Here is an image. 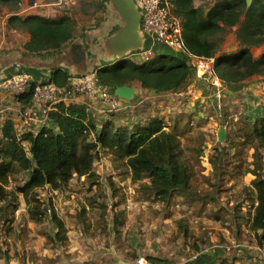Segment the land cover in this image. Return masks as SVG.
I'll return each mask as SVG.
<instances>
[{"label": "rangeland", "instance_id": "374dc122", "mask_svg": "<svg viewBox=\"0 0 264 264\" xmlns=\"http://www.w3.org/2000/svg\"><path fill=\"white\" fill-rule=\"evenodd\" d=\"M110 1L38 0L37 8L51 17L71 15L76 24L75 40H80L81 34L106 16L105 3ZM214 2L195 0V5L207 10ZM22 6L0 0V24ZM238 27L219 34V53L240 46ZM101 48L108 53L102 44ZM252 51L259 56L264 43L253 46ZM98 66L96 63L95 69ZM169 94L161 97L165 103L157 105L156 113L149 109L146 113H160L167 129L175 126L169 120L176 121L181 157L192 171V188L163 202L147 187L148 178L134 181L124 161L100 149L95 175L70 181L80 189L70 184L59 192L50 186L39 189L42 200L46 204L51 200L68 226V239L62 243L48 236L56 231L49 215L40 223L31 219L25 198L17 190L27 173L17 174L0 190V264H118L124 259L133 263L140 254L153 264H182L204 248L229 242L225 232L240 239L253 237L250 217L255 191L249 178L255 175L248 170L264 164V147L259 146L255 157V148L244 141L243 134L248 128L247 116L264 114V74L232 83L192 71L185 86ZM108 112L119 123L121 119L132 123L135 113L127 109ZM95 249L100 251L87 252Z\"/></svg>", "mask_w": 264, "mask_h": 264}, {"label": "trees", "instance_id": "16d2710c", "mask_svg": "<svg viewBox=\"0 0 264 264\" xmlns=\"http://www.w3.org/2000/svg\"><path fill=\"white\" fill-rule=\"evenodd\" d=\"M172 11L182 20L188 49L215 57V69L221 80L237 83L264 74V52L256 57L252 51L253 46L264 43V0H253L250 5L247 0H215L207 10L196 6L195 0H173ZM9 24L30 32L25 48L31 53L60 50L75 38V20L68 14L57 17L12 14ZM235 25H239L240 46L232 52L219 53V34ZM192 71L188 59L162 46L143 62L123 57L113 65L98 68L97 75L111 89L138 81L144 88L165 92L183 88ZM68 77L59 68L54 71L52 81L65 86ZM33 90L34 87L17 97L28 104ZM48 116L53 125H44L38 132L18 131L12 119L5 120L0 136V190L13 176L27 173L17 190L23 194L33 221L43 222L45 215H49L56 229L54 234L48 233L52 241L65 242L68 227L52 201L46 204L42 200L39 189L50 186L63 190L76 175L93 177L100 149L110 152L115 160L124 161L134 181L148 178L147 187L163 202L192 188V171L181 157L177 125L167 129L160 116H149L133 126L118 125L113 120L99 126L86 103L64 100L57 102ZM247 120L244 141L255 148L254 156L258 157L259 146L264 147V114L247 116ZM248 171L255 175L251 180L255 196L250 228L255 231L257 242L264 245V164L257 163L255 169Z\"/></svg>", "mask_w": 264, "mask_h": 264}, {"label": "crops", "instance_id": "0c3cea01", "mask_svg": "<svg viewBox=\"0 0 264 264\" xmlns=\"http://www.w3.org/2000/svg\"><path fill=\"white\" fill-rule=\"evenodd\" d=\"M1 1H12L23 6L19 8L20 11L9 14L7 21H3V23L0 24V82L18 71H25L31 73L39 82L54 83L52 81V77L56 69L61 68L69 75L97 72L98 68L95 69L94 67L96 63L97 65H100L98 66L100 68L102 66L113 65L119 59H121L117 58L116 56H111L109 52L104 54V51L101 48V44L104 46L105 40L123 25V18L120 16L118 10L113 6L112 0L109 2V4L105 3V6L107 5L106 16H104L103 19L98 20L97 25L93 24L91 26L92 29L89 30L88 33H85L84 35L81 34L80 40H75V33V38L62 49L57 51H48L42 54L31 53L25 48V43L30 39V32H28L25 28L10 25L9 18L12 14H18L21 16H26L28 14H41L51 17L49 13H45L37 8L39 6L38 0ZM146 40L147 39H144L145 46L143 45V47L150 46V42H147ZM162 46L168 47L164 44L156 43L153 46V50L157 48L159 49ZM142 48L129 52L125 57L131 58L137 62L145 61L147 58L137 54ZM168 48L175 55L182 58H187V55L184 51L177 48ZM130 86L133 88V96L130 98V100H127V103L132 105L137 101L142 102L140 106L134 111L135 113L132 114V123L126 122L124 119H121L122 123H119L118 118L112 116L111 113L108 112L112 110L109 109L108 105L100 99L99 95L92 97L68 93L66 94L65 98L66 102L86 103L89 106V109L92 111L99 126H101L107 120H113L118 125L133 126L136 123L144 122L149 117L147 115L149 112L146 113V109H149V111H154L155 113L157 112V105L161 107L165 103V100L161 98L162 96H166L169 93L172 95V93L177 92H158L156 90L144 88L138 81H134ZM30 103L25 104L17 96H14V94L0 88V136L2 134V126L5 120L8 118L14 121L15 127L21 132H38L44 125H53L52 121L49 119V116H44L43 114H40L33 120L27 119L24 115V111L30 107ZM153 115H159L161 118H163L160 113ZM98 117L102 119H100L101 122L97 120ZM163 119L165 121V118ZM168 123L170 125H176V121L174 119L169 120ZM75 177L77 180L86 178L85 175H76ZM246 179H248V177ZM249 179L250 184L253 178ZM70 185L73 189L81 188V186H77L78 184L73 185L71 183ZM50 189L54 192L62 191L53 189L52 187H50ZM66 202H69V200H66ZM70 209L72 210L73 208ZM224 235L226 236L227 240H230L229 242L238 241L243 243V246L240 248V251L237 255L225 254L222 249L215 248L213 247L214 245H211L198 258L192 259L191 257L182 264H264V245H260L257 242L255 232H253V237L250 238L249 236L250 239H240L232 234L230 235L228 232H225ZM83 245L85 244L82 243V246ZM98 246L99 244H95L94 247ZM141 250L144 251V249ZM99 251L100 250L97 251L96 249L87 250L89 253H96ZM140 256L141 254L139 257ZM118 264H137V262L131 263L130 260L124 259Z\"/></svg>", "mask_w": 264, "mask_h": 264}, {"label": "built area", "instance_id": "2783aa9c", "mask_svg": "<svg viewBox=\"0 0 264 264\" xmlns=\"http://www.w3.org/2000/svg\"><path fill=\"white\" fill-rule=\"evenodd\" d=\"M141 13V32L144 39L150 42V46L143 47L138 51V55L144 58L154 54L153 46L156 43L164 44L170 48H177L185 52L192 65L193 71L199 74H210L217 81L222 82L215 69V57H206L193 53L185 44L182 33V20L176 16L173 11V0H135ZM145 46V45H144ZM34 87L30 107L24 111L27 119L33 120L35 117L43 114L49 115V111L59 101H66V94L85 95L100 99L108 105L112 111L130 110L134 112L142 103L135 102L132 105L127 103V98L121 97L103 84L97 75V72L69 75L68 83L60 86L55 83H42L28 72L18 71L0 82V88L12 94L20 95L30 91ZM214 245V246H213ZM212 246L220 248L225 254L237 255L242 248L243 243L225 242L215 243ZM207 248L195 253L192 259L198 258ZM137 264H153L145 256L137 259Z\"/></svg>", "mask_w": 264, "mask_h": 264}, {"label": "water", "instance_id": "95a60500", "mask_svg": "<svg viewBox=\"0 0 264 264\" xmlns=\"http://www.w3.org/2000/svg\"><path fill=\"white\" fill-rule=\"evenodd\" d=\"M253 0H247L250 5ZM115 9L123 18V25L104 42V46L111 54L117 58L125 57L129 52L142 48L144 45L143 34L141 32V13L135 0H112ZM115 92L124 98L133 96V88L130 85H122L115 88ZM219 137L224 139V130L221 129Z\"/></svg>", "mask_w": 264, "mask_h": 264}]
</instances>
